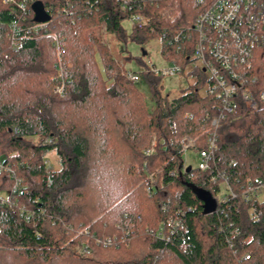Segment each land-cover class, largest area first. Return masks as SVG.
<instances>
[{
    "label": "trees",
    "instance_id": "1",
    "mask_svg": "<svg viewBox=\"0 0 264 264\" xmlns=\"http://www.w3.org/2000/svg\"><path fill=\"white\" fill-rule=\"evenodd\" d=\"M38 1L50 17L47 26L38 38H24L12 49L10 23L21 13L0 0V161L21 179L13 195L15 178L0 172V192H9L14 203L0 205V264H264V200L246 203L240 197L247 177L264 175V103L249 112L238 99L237 111L220 123L213 169L226 170L237 196L228 201L226 215L218 201L216 211L206 214L198 192L207 190L217 199L219 188L208 182L212 170L183 171L180 145L192 135L203 148L207 116L216 115L215 99L201 93L203 71L194 70L199 81L175 98L162 94L163 76L141 71L150 108L126 76L128 69L90 30L105 25L123 45L129 39L141 45L162 40L161 55L185 67L189 44L182 41L179 49L166 40L184 31L212 0H149L142 12L153 17L155 31L130 33L123 26L128 14L117 0ZM165 9L179 15L171 20ZM35 17L34 11L29 21L37 22ZM53 35L65 46L64 96L54 91ZM38 135L52 141L29 142ZM153 141L154 152L147 155ZM52 151L59 168L46 165ZM101 165L118 184L112 191H102L96 179ZM125 200L134 211L117 215L113 209ZM180 209L185 210L180 226L170 239L159 238V225Z\"/></svg>",
    "mask_w": 264,
    "mask_h": 264
},
{
    "label": "built area",
    "instance_id": "2",
    "mask_svg": "<svg viewBox=\"0 0 264 264\" xmlns=\"http://www.w3.org/2000/svg\"><path fill=\"white\" fill-rule=\"evenodd\" d=\"M2 1L14 9H19L21 13L18 19H14L10 23L8 37L12 49H18L24 38L41 36L48 23L29 21L34 13L32 5L38 0ZM117 1L122 11L127 12L128 16L125 20L131 23L132 30L146 28L155 31L153 17L142 12L149 0ZM52 9L53 6H50L49 10ZM178 15L177 9H165L164 11V16L171 20H174ZM53 37L56 50L61 55L65 50L63 39L57 35H53ZM182 41L187 42L192 49L185 67L167 59H164L165 63L162 65L152 63L148 67L153 73L163 77L179 75L188 67L192 70L203 71L204 83L207 84V87L205 90H201V93L203 96L215 99L213 108L216 115L207 116L210 127L203 148L198 149V139L192 135H185L181 139L183 171L188 168L198 169L202 172L212 170L208 182L219 188L216 202L223 205L221 211L226 215L228 201L230 198H235L237 193L228 179L226 170L214 171L213 169L216 152L219 148L217 129L223 120L237 111L239 100L249 112L257 111L260 104L264 103V81L260 80L261 74H264V0H212L206 9L197 14L184 31L167 39L166 43H178L180 49ZM56 67L59 74L57 76L58 84L54 91L64 96L65 83L69 81L64 77L61 60L57 62ZM125 73L134 83L141 81L140 72L128 69ZM188 116L191 115L188 114ZM46 137L45 141L36 142V144L52 141L50 137ZM34 138L31 137L29 140L34 142ZM154 147L155 141L145 153L152 154ZM188 152H192L198 158L195 165H186L185 156ZM1 171L8 172L13 178L15 177L13 169L0 161ZM20 184L21 179L15 178L12 188L13 195L19 192ZM263 191L264 175L247 177L242 182L240 197L246 203L260 200ZM148 192L152 194L153 189H149ZM0 205L12 207L13 203L9 196L0 195ZM184 215L185 210L180 209L175 217L162 222L156 231L157 236L170 239L171 234L180 226ZM109 242L108 240L107 243ZM83 245V251L89 252L88 246L85 243ZM244 258L250 259L251 254L246 253Z\"/></svg>",
    "mask_w": 264,
    "mask_h": 264
},
{
    "label": "rangeland",
    "instance_id": "3",
    "mask_svg": "<svg viewBox=\"0 0 264 264\" xmlns=\"http://www.w3.org/2000/svg\"><path fill=\"white\" fill-rule=\"evenodd\" d=\"M123 26L126 28V30L130 33L132 31V25L128 20L123 21ZM90 30H94L96 34L100 35L101 41L104 45L107 46L110 52H112L116 58L118 59L121 67L123 70L131 69L137 72H146L148 71V66L152 63L155 64H164V57L161 55V48H162V40H151L147 42L145 45H141L140 43L134 42L132 40H128L127 45H123L122 43L116 42L110 32L107 30L105 25H95ZM145 47L146 54H143L142 48ZM57 52V50H56ZM61 55L57 52V60H61ZM126 57V59H124ZM142 57L141 63L143 61L146 63L147 67H143L141 63L138 62L137 58ZM99 59V57L97 56ZM63 69V66H62ZM59 74V71H58ZM200 79V76L198 73H196L192 68L188 67L185 69V71L179 75L175 76H165L161 80V88H162V94L163 95H169L170 98H175L181 95L183 89L189 87L190 85H193ZM141 90L144 92L147 103L150 108L153 107V102L151 100V93L148 85L142 81H139L136 83ZM207 87L206 83L201 84V90H205ZM33 141H29L30 143L36 145V142L39 143L41 141H45L47 139L46 136L38 135L34 138ZM186 159V165L192 166L195 165L198 162V158L196 155H194L192 152H188L185 156ZM45 162L48 167H55L59 168V160L58 156L55 151H52L48 153L45 156ZM16 179H20L18 176L15 175ZM8 194H10L7 191L0 192V195L4 197H8ZM260 200H264V191L262 195L260 196ZM13 203V201H12ZM14 204V203H13Z\"/></svg>",
    "mask_w": 264,
    "mask_h": 264
},
{
    "label": "clouds",
    "instance_id": "4",
    "mask_svg": "<svg viewBox=\"0 0 264 264\" xmlns=\"http://www.w3.org/2000/svg\"><path fill=\"white\" fill-rule=\"evenodd\" d=\"M96 179L101 185V190H107L112 191L115 188L118 187V184L115 180V177L113 174L109 171V169L101 165L98 169V172L96 174ZM113 211L116 212L117 215L123 214V213H131L134 211V205L129 203L128 200H125L122 204H118Z\"/></svg>",
    "mask_w": 264,
    "mask_h": 264
},
{
    "label": "water",
    "instance_id": "5",
    "mask_svg": "<svg viewBox=\"0 0 264 264\" xmlns=\"http://www.w3.org/2000/svg\"><path fill=\"white\" fill-rule=\"evenodd\" d=\"M33 10L36 13L35 19L37 22H44L49 20L50 17L46 14L43 3L41 1H36L33 4ZM198 193L201 199L204 201L205 213L210 214L215 212L217 209V202L212 193L203 189H200Z\"/></svg>",
    "mask_w": 264,
    "mask_h": 264
}]
</instances>
